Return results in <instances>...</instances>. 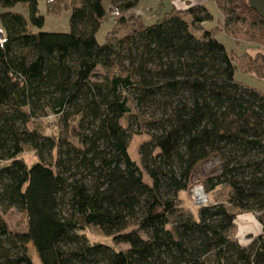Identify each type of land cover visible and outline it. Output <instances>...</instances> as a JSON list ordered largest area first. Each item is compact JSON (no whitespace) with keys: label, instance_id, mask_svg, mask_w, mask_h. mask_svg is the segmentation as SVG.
<instances>
[{"label":"trees","instance_id":"16d2710c","mask_svg":"<svg viewBox=\"0 0 264 264\" xmlns=\"http://www.w3.org/2000/svg\"><path fill=\"white\" fill-rule=\"evenodd\" d=\"M140 1L110 0L106 11L102 0H78L69 32L51 33L40 31L37 0H0V212L16 209L26 227L11 232L0 214V264H35L30 250L40 264H264V95L235 81L241 60L202 29L212 16L190 0L99 43L108 14L125 22ZM209 1L221 31L253 28L264 40L246 0ZM241 68L264 78V56ZM132 118L137 131L123 125ZM34 120L51 133L30 129ZM133 134L149 137L139 164ZM213 158L207 191L226 186L228 196L191 214L181 194ZM243 213L262 228L246 242L229 236ZM89 227L112 245L89 241Z\"/></svg>","mask_w":264,"mask_h":264},{"label":"rangeland","instance_id":"374dc122","mask_svg":"<svg viewBox=\"0 0 264 264\" xmlns=\"http://www.w3.org/2000/svg\"><path fill=\"white\" fill-rule=\"evenodd\" d=\"M39 14L44 17L45 23L41 32H51V33H67L69 32L68 19L70 16V9L73 5L77 4L78 0H53V2H48V0H37ZM103 6L106 11H109L110 0H102ZM176 8L177 10L182 8L181 0H141L134 10L133 16L131 18H126L125 22L117 23V20H114L110 15L106 17L104 23L97 33V39L99 43H105L110 34L120 36L125 34L131 28H133L135 22H140L144 26L153 25L157 22L158 19H161L168 14H170ZM206 9L212 16V20L203 23L202 29L204 31H213L215 34V39L221 43L227 50L228 53L234 57H238L239 60L244 61L245 58L252 57H262L264 56V40L261 39L259 32L256 30V35H254L253 28L249 30V33L242 32L237 37L233 38L229 34L221 31V26L223 24V17L218 7L213 1L207 0ZM3 10L0 7V13ZM13 11L19 12L28 18V11L22 5H18L13 8ZM109 13V12H108ZM255 28V27H254ZM35 31V29H34ZM37 31V30H36ZM252 35L254 37H252ZM241 62H234V73L235 81L249 88L257 90L259 93L264 95V78L257 76L255 73H246L241 68ZM136 112V111H134ZM39 122V123H38ZM50 126L53 124V120H48ZM131 125L133 131H137V125L135 124L133 118L123 120V125ZM36 125L46 128V132L51 133L52 128L44 120L37 121L34 120L32 124L29 125V128L32 129ZM149 139L147 134H133L131 136L128 153L133 161H136L139 164V146ZM21 157L25 160L28 165L33 164L36 161L34 152L25 146L24 153ZM219 166V161L215 158L200 164L194 171L192 176V181L189 189L181 194V205L185 207L186 211L194 214L198 207L196 201L193 199V194L196 187L202 186L206 194V204H213L225 201L229 189L226 186H220L215 190L209 192L207 191L208 187L205 184V179L211 175L212 171ZM147 180V179H146ZM2 218L5 220L8 229L11 232H25V219L22 213L16 209H10L6 213H1ZM244 214V213H243ZM251 214V213H245ZM241 215V214H240ZM196 216V215H195ZM256 219V218H255ZM249 227L244 226L242 221L239 220V215L237 216L234 226L229 231V236L234 237L236 230L238 229V235L241 233L252 232L258 233L261 232V225L258 220H255V223ZM86 236L91 242H101L103 244L112 245L111 239L105 237L98 229L94 227H89L86 230ZM122 249H126L127 245L119 246ZM33 260L35 264H40L37 256L31 251Z\"/></svg>","mask_w":264,"mask_h":264},{"label":"crops","instance_id":"0c3cea01","mask_svg":"<svg viewBox=\"0 0 264 264\" xmlns=\"http://www.w3.org/2000/svg\"><path fill=\"white\" fill-rule=\"evenodd\" d=\"M193 4H199L202 5L204 7H206V3L207 0H190ZM186 6L183 4V8H185ZM132 14H134V11L132 12ZM239 220L242 221L243 227H249L248 229H251L250 227H252V225L255 223V216L253 214H241L239 215ZM262 229V228H261ZM261 232L258 233H252V232H246V233H241L240 236L238 235V229L236 230V234L234 235V237H237L238 239H240L241 241H247V237L250 235L256 236L258 234H260Z\"/></svg>","mask_w":264,"mask_h":264},{"label":"built area","instance_id":"2783aa9c","mask_svg":"<svg viewBox=\"0 0 264 264\" xmlns=\"http://www.w3.org/2000/svg\"><path fill=\"white\" fill-rule=\"evenodd\" d=\"M48 2H53V0H48ZM112 17L117 18L120 16L117 10H113L111 12ZM6 42V35L4 29L0 26V44L3 45ZM193 199L196 201L198 205L206 206V194L203 190V187L200 185L196 187L195 192L193 194Z\"/></svg>","mask_w":264,"mask_h":264},{"label":"water","instance_id":"95a60500","mask_svg":"<svg viewBox=\"0 0 264 264\" xmlns=\"http://www.w3.org/2000/svg\"><path fill=\"white\" fill-rule=\"evenodd\" d=\"M253 11L262 19L264 22V0H246Z\"/></svg>","mask_w":264,"mask_h":264}]
</instances>
